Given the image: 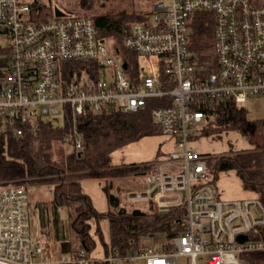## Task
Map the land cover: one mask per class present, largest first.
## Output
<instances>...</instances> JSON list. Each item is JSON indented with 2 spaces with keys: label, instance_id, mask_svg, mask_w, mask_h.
Masks as SVG:
<instances>
[{
  "label": "built area",
  "instance_id": "1",
  "mask_svg": "<svg viewBox=\"0 0 264 264\" xmlns=\"http://www.w3.org/2000/svg\"><path fill=\"white\" fill-rule=\"evenodd\" d=\"M47 4V7H46ZM154 12L133 24L123 48L99 36L94 18L62 9L51 0H0V135L11 123L39 118L64 119L62 142L83 149L76 127L65 131V116L115 109L136 112L149 98H166L151 113L174 146L153 161L146 186L128 193L131 202L153 203L158 211L184 207L179 231L146 244L136 242L125 255L87 258L66 253L58 261L88 264H249L244 253L264 251L261 196L226 199L212 181V152L193 147L205 123L204 101L233 99L239 104L264 95V2L261 0H160ZM215 21V63L206 72L189 50L190 27L198 13ZM124 49L136 57H158L161 75H142ZM88 60L66 76L67 61ZM127 61V67L124 62ZM31 185L0 188V264H53L46 244L33 235Z\"/></svg>",
  "mask_w": 264,
  "mask_h": 264
},
{
  "label": "trees",
  "instance_id": "2",
  "mask_svg": "<svg viewBox=\"0 0 264 264\" xmlns=\"http://www.w3.org/2000/svg\"><path fill=\"white\" fill-rule=\"evenodd\" d=\"M62 5L60 8L74 15L94 18L99 36L113 39L115 44L122 48L124 38L133 26L132 18L141 21L146 17V14L131 15L122 11L101 13L97 11L96 2L90 3L85 0H80L79 3L83 12H73L68 4ZM191 26L189 50L199 65H203L205 71L209 73L217 67L214 17L200 12L194 17ZM124 51L129 62L135 61L134 53L126 49ZM91 62L67 61L66 76H72L74 70H81L88 64L93 69L92 75L95 76L98 68ZM4 64L5 59L0 57V83L4 74L1 67ZM131 78L135 82L140 79L137 68L131 73ZM168 103L169 100L166 98H149L146 106L136 112L126 113L112 108L91 111L75 117L66 114L65 131L68 132L75 126L81 134L83 149L77 150L72 146L65 156H62L61 149L64 133L46 117L39 118L34 124L17 121L13 124L17 128L15 130H12L11 123H8L7 129L0 135V188L17 182L25 185L49 184L52 187L50 203L54 212L53 226L61 237V247L63 250L66 249L64 224L63 219H60L59 210L68 208L76 259L79 257L80 248H83L86 257L91 259V254L97 247V241L91 233L90 220L93 218L97 220L95 231L101 239L106 256L127 254L141 235L160 233L171 237L181 227L183 206L173 207L164 213L158 211L153 203H149V210L140 209L142 214H134L132 210L119 213L118 209L110 205L103 213L94 206L92 198L82 188V181L87 178L102 179L106 181L104 186L106 193L109 195L114 192L119 196L116 187L122 183V179L149 172L152 168L149 162L153 159L114 164L112 155L116 150L143 137L162 134V127L154 121L151 111L154 106ZM201 109L205 111L206 119L199 129V138L214 132L221 133L225 129L236 130L240 131L253 146L235 153L211 155L207 162L212 181H217L219 172L235 170L244 187L259 192L264 203V118H250L242 104L228 98L204 101ZM160 154L159 152L157 156ZM111 182L113 188H110ZM103 216H107L109 220L110 242L105 241L100 227V218ZM48 248L46 247L45 256H49ZM244 258L249 264H264V251L246 252ZM53 264L72 263L54 260ZM88 264L110 263L106 260H95Z\"/></svg>",
  "mask_w": 264,
  "mask_h": 264
},
{
  "label": "rangeland",
  "instance_id": "3",
  "mask_svg": "<svg viewBox=\"0 0 264 264\" xmlns=\"http://www.w3.org/2000/svg\"><path fill=\"white\" fill-rule=\"evenodd\" d=\"M51 1L54 4V6L58 5L59 8L61 7L62 4H68L73 12H76V11L83 12L79 6L80 0H51ZM85 1L90 2V3L96 2V8L98 9L97 11L101 13L102 12L103 13H113V12L122 11L128 14H131V15L146 14L147 16L148 14L154 12L155 9L153 5L160 0H85ZM164 1L167 2L168 0H164ZM133 19L134 18H132V24H136L138 21H140V20H136V19L133 20ZM144 19H146V17ZM144 19H141V20H144ZM191 32H192V26L190 27V33ZM131 63L132 64L135 63L134 66L137 68V70H140L143 76L152 75L158 78L161 75L162 68H161L160 60L158 57L140 56V57H136L135 61L131 60ZM242 106L246 109L247 114L250 118L252 119L264 118V95L251 97L245 103H243ZM46 119L51 120L55 126H62L64 124V119L62 116H60L57 119L54 116H46ZM159 135H162V134L150 135L147 138L145 137L146 139H143L144 140L143 142H141L138 145H135L134 146L135 148L134 147L133 148L138 150V148L143 147L142 150L147 151L154 145V142L159 138ZM240 136L246 138L240 133V131L238 132L236 130H226L225 129L221 133L214 132V133H211V135L202 136V137H206L205 139L200 137V138L195 139L194 141L198 142V140H200L201 138L205 140L206 144H209L212 141H214V144L212 145H206L203 141L200 143H196V144L198 148L200 149V151L206 150V149H208L209 151L215 150L216 152H214V154L212 155H221V154H225L229 152L235 153V152L243 150L242 148H239V146L236 144H235V147L237 148H234L233 145H231L230 148L229 147L227 148V146L230 145L229 141L234 140V142H237L238 139H240L239 138ZM71 147L72 146L69 145L68 143L62 142L61 143L62 156L63 155L65 156V154L67 153V151L71 149ZM227 171H229L227 173H230V170H227ZM220 173L221 172L218 173V178H219ZM103 182L106 184V181L103 180ZM121 182H122V188H121L122 190H120L118 194L121 199L122 205L126 206L129 210H133L137 208L142 209V210H149L150 204L148 202H144V201L131 202L127 199L128 193L133 192V191H138L144 188V186L147 184L144 174L129 176L125 179H122ZM30 185L33 188H35V190L32 191L31 193V199L34 205L33 213H35L34 218H33V227H34L33 235L36 236L37 228H38L37 213H40L42 221L45 220L46 218L45 212L46 210L48 212V209L50 207L52 187L46 183L45 184H32L31 183ZM114 191L117 192L116 190ZM259 195L260 193L258 192L257 195L253 197H247V198H254ZM95 202L97 203L98 201L95 200ZM37 206L40 208L39 212L35 210ZM90 221L92 224L91 226H93V224L94 225L96 224L95 229H97V220L93 218ZM100 224H101L100 227L102 229L105 241H109L108 240L110 238L109 226L107 225L106 222H100ZM91 232H92V228H91ZM69 233L70 231L67 230V234ZM95 234H96V231H95ZM161 236L162 235L160 233L154 234V235H141L140 238L136 242H138V244L144 245L146 243L159 240ZM97 237H98L99 243H101L100 237L98 235ZM60 251H61L60 248L56 249L55 253L59 252L60 254ZM245 260L247 261V259ZM124 264H136V262H124Z\"/></svg>",
  "mask_w": 264,
  "mask_h": 264
},
{
  "label": "crops",
  "instance_id": "4",
  "mask_svg": "<svg viewBox=\"0 0 264 264\" xmlns=\"http://www.w3.org/2000/svg\"><path fill=\"white\" fill-rule=\"evenodd\" d=\"M147 137L148 136H146V138ZM146 138L143 137L139 141L130 143V144H128V146L126 145L125 147L116 150L112 155V161H114L113 163L114 164H121V163H132V162H142V161L152 160L157 156V154L159 152L160 153H162L163 151L167 152L174 147L172 145V142L162 134V135H159V138L154 142V145L149 150L144 151V150H142L143 147L138 148V150L134 149L135 145L140 144L141 142L144 141L143 139H146ZM202 138L205 139L206 137H202ZM202 138L200 140H198V142L194 141L192 143L193 147H195L196 149H199L196 143H200L202 141L205 143V140H203ZM239 138L240 139H238L237 142H234V140L229 141L230 145H228L227 148L228 147L230 148L231 145H233L234 148H237V147H235V144L238 145L239 148H242L243 150L250 149L253 147L246 138H244L242 136H240ZM212 144H214V141H212L211 143L206 144V145H212ZM201 151L212 152V153L216 152L215 150L209 151L208 149L201 150ZM138 152H139V154H138ZM227 172H229V171H222L219 174V178L217 179V183L219 184L222 197H224L226 199H228V198L229 199H236V198L253 197V196L258 194V192L252 191V190H247L244 187V185L242 184L243 183L242 179L240 178V176L237 174V172L235 170H230V173H227ZM104 186H105V183L102 181V179L98 180V179H88L87 178V179L82 181V188H83L84 192L87 193L88 195H90V197L92 198L94 206L100 212H103V213L106 212L110 206L108 194L104 190L105 189ZM116 188H117L116 189L117 191L122 190L121 189L122 183L121 184L119 183L118 187H116ZM95 200L98 201L99 203L98 202L96 203ZM31 206H32V228L34 229L33 218H34L35 213H33L34 212L33 211L34 205L32 203V199H31ZM35 210H37L39 212L40 208L37 206ZM45 215H46V218H45V220L42 221L40 213H37L38 228H37V235L36 236L34 235V236L35 237L40 236L45 241L46 247H49L47 249V250H49V256H46V258L48 260L50 259V260L54 261V260H59L63 254H66V253L72 254L73 250H74V243L72 240V233H71V227H70L71 215H70L69 209L68 208H61L59 210L60 219L61 218L63 219L64 230H65V232H64L65 241H66V245H67L66 249H64V250L61 247V242H62L61 237L57 233L55 227L53 226L54 212H53L51 203H50V207L48 209V212L46 210ZM106 217L107 216L101 217L100 222H106L107 225L109 226V220ZM90 223H91V221H90ZM95 225L93 224L91 233H92L93 237L95 238V240L97 241V247L92 252L91 257L92 258H103V257H105V251H104L103 245L101 243H99L98 237L95 234V230H96ZM67 230L70 231L69 234H67ZM109 231H110V226H109ZM108 240L109 241H107V242H110V238ZM58 247L61 250L60 254H59V252L55 253V250L59 249Z\"/></svg>",
  "mask_w": 264,
  "mask_h": 264
},
{
  "label": "water",
  "instance_id": "5",
  "mask_svg": "<svg viewBox=\"0 0 264 264\" xmlns=\"http://www.w3.org/2000/svg\"><path fill=\"white\" fill-rule=\"evenodd\" d=\"M55 10H56L57 15H59V16L64 14V12L62 11V9H60L58 7ZM126 62L127 61L124 62V67L125 68L127 67V63ZM110 188H113V183L112 182L110 183ZM108 199H109L110 205L112 207L118 209L119 213H126L129 210L126 206L122 205L121 199H120V197L116 193L111 192L108 195ZM132 212L134 214H137V213H141L142 214L143 213L142 210H140L138 208L137 209H133ZM163 212L166 213L167 210H163Z\"/></svg>",
  "mask_w": 264,
  "mask_h": 264
}]
</instances>
